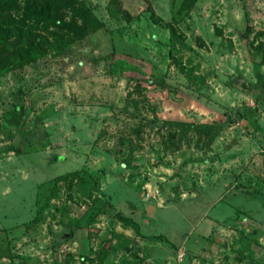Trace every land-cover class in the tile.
<instances>
[{
  "label": "rangeland",
  "instance_id": "rangeland-1",
  "mask_svg": "<svg viewBox=\"0 0 264 264\" xmlns=\"http://www.w3.org/2000/svg\"><path fill=\"white\" fill-rule=\"evenodd\" d=\"M79 1L0 73V264H264V0Z\"/></svg>",
  "mask_w": 264,
  "mask_h": 264
},
{
  "label": "trees",
  "instance_id": "trees-1",
  "mask_svg": "<svg viewBox=\"0 0 264 264\" xmlns=\"http://www.w3.org/2000/svg\"><path fill=\"white\" fill-rule=\"evenodd\" d=\"M194 1L181 0L178 10ZM99 26L79 0H0V73L57 50Z\"/></svg>",
  "mask_w": 264,
  "mask_h": 264
}]
</instances>
